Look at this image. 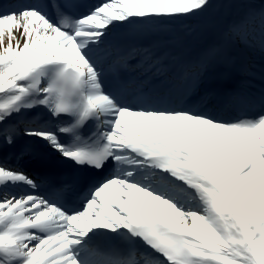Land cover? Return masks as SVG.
<instances>
[{
	"label": "snow or ice",
	"instance_id": "6c2138e0",
	"mask_svg": "<svg viewBox=\"0 0 264 264\" xmlns=\"http://www.w3.org/2000/svg\"><path fill=\"white\" fill-rule=\"evenodd\" d=\"M238 4L193 58L114 35L182 44ZM257 21L264 56V0L0 3V264H264V64L228 97L255 115L154 95L197 96Z\"/></svg>",
	"mask_w": 264,
	"mask_h": 264
},
{
	"label": "bare ground",
	"instance_id": "6f19581e",
	"mask_svg": "<svg viewBox=\"0 0 264 264\" xmlns=\"http://www.w3.org/2000/svg\"><path fill=\"white\" fill-rule=\"evenodd\" d=\"M31 2V0H25L23 3ZM101 0H92V4L99 3ZM244 7L237 5L232 8L218 9L212 19L211 26L204 32L203 35L192 38L185 43L179 44L175 41L174 37L185 32V27L183 24L177 22L173 25H165V28H171V31L160 33H146L137 34L131 31L118 30L114 35L121 37L124 42L128 44H143V43H160L163 42L169 46V51L173 53L174 56L183 58H193L197 55L200 48L204 47L206 44L210 43L216 38L218 31L223 29L225 26L231 22L239 19L243 14ZM259 23L258 21L256 24ZM259 27L255 25L249 33V38L243 44H237L234 46V60L233 62L227 64H221L212 69L205 77V82L214 86H225V85H236L244 86L245 84L256 82L260 83V68L264 64V56L261 53V40H255L254 35L257 37V31ZM254 77L252 81H248L247 77ZM257 85V84H256ZM206 86V85H205ZM259 86V85H258ZM213 87V86H212ZM211 87V88H212ZM229 87V86H225ZM178 88V87H177ZM177 88L172 89L165 93V99H158L156 102L160 106L166 107H179V106H192L196 103L195 97H188L184 103L178 104L177 95L174 92ZM219 88V87H218ZM238 88V89H239ZM178 92V91H176ZM203 94H205L203 92ZM209 95V94H208ZM215 95H211L207 98V107L209 110L215 111L217 114L227 117L234 118L238 117L241 113V107L231 104L226 105L224 109L214 106L212 102L215 99ZM226 96V100H227ZM227 104V103H226ZM236 106V107H235ZM259 111V108L252 111L248 115H255Z\"/></svg>",
	"mask_w": 264,
	"mask_h": 264
}]
</instances>
